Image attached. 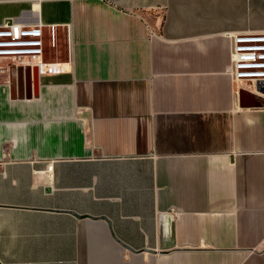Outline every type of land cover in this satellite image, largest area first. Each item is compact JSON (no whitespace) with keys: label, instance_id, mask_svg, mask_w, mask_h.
<instances>
[{"label":"crops","instance_id":"0c3cea01","mask_svg":"<svg viewBox=\"0 0 264 264\" xmlns=\"http://www.w3.org/2000/svg\"><path fill=\"white\" fill-rule=\"evenodd\" d=\"M7 20L72 69L0 60V264H264V108L229 72L264 0H0Z\"/></svg>","mask_w":264,"mask_h":264},{"label":"built area","instance_id":"2783aa9c","mask_svg":"<svg viewBox=\"0 0 264 264\" xmlns=\"http://www.w3.org/2000/svg\"><path fill=\"white\" fill-rule=\"evenodd\" d=\"M41 25H19L5 21L0 25V60L16 67L34 68L38 76L71 72L72 61L50 63L44 60ZM233 80L243 84L255 96L264 100V31L236 33L230 36Z\"/></svg>","mask_w":264,"mask_h":264},{"label":"water","instance_id":"95a60500","mask_svg":"<svg viewBox=\"0 0 264 264\" xmlns=\"http://www.w3.org/2000/svg\"><path fill=\"white\" fill-rule=\"evenodd\" d=\"M240 96L241 97H251L252 98V102L251 104H249V107H256V108H264V101L262 99H259L257 97H254L253 95L241 90L240 92Z\"/></svg>","mask_w":264,"mask_h":264},{"label":"rangeland","instance_id":"374dc122","mask_svg":"<svg viewBox=\"0 0 264 264\" xmlns=\"http://www.w3.org/2000/svg\"><path fill=\"white\" fill-rule=\"evenodd\" d=\"M240 86H241V87H244L243 84H240ZM248 88L251 89V87H248ZM248 88H247V89H248Z\"/></svg>","mask_w":264,"mask_h":264}]
</instances>
